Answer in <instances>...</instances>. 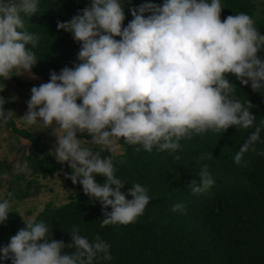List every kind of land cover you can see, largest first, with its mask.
I'll return each instance as SVG.
<instances>
[{
    "label": "clouds",
    "instance_id": "1",
    "mask_svg": "<svg viewBox=\"0 0 264 264\" xmlns=\"http://www.w3.org/2000/svg\"><path fill=\"white\" fill-rule=\"evenodd\" d=\"M126 2L131 4L90 0L71 19L57 21V30L70 33L79 45L78 62L59 73L51 71L48 82L33 86L22 117L5 109L16 98L0 95V122L15 118L36 132L50 130L55 144L46 156L67 165L65 179L81 185L90 201L101 204V228L137 222L151 202L140 183L122 191L126 182L117 176L113 156L101 155L114 151L121 140L137 152L172 154L182 140L234 127L252 130L236 152L235 163L248 152L264 155L256 148L264 119L256 123L253 105L241 101L229 78L264 94V34L253 16L239 12L222 20L221 0H146L129 9L132 19L125 26ZM39 6L40 0H0V93L13 76L39 78L32 69L39 60L34 49L40 36L26 26V18L37 15ZM210 158L202 154L198 159ZM97 175L103 183L97 182ZM195 177L187 184L193 194L214 184L207 164ZM183 208L176 204L172 211ZM10 213L12 203L5 198L0 201V225ZM20 217L24 227L0 247V261L104 264L113 259L110 245L99 234L89 240L73 226L66 244L54 238L46 222Z\"/></svg>",
    "mask_w": 264,
    "mask_h": 264
},
{
    "label": "trees",
    "instance_id": "2",
    "mask_svg": "<svg viewBox=\"0 0 264 264\" xmlns=\"http://www.w3.org/2000/svg\"><path fill=\"white\" fill-rule=\"evenodd\" d=\"M145 2H126L125 26L132 19L129 9ZM150 2L162 4L163 0ZM221 3L224 5L222 20L228 15L245 12L253 16L264 34V20L254 15L253 0H221ZM84 7L79 0H40L37 15L26 18L28 30L40 36L34 49L39 60L32 71L44 83L49 81L51 71L59 73L65 66L72 67L78 62L79 45L70 33L57 30V21L71 19ZM229 78L236 83L241 101L248 100L253 105L250 111L259 124L264 119V94L253 92L250 84L242 86L233 77ZM11 80L18 87H33L18 76ZM0 123L27 142L26 151L22 152L26 170H19L14 181L28 174L37 184V179L70 172L67 165L62 166L53 157L46 156L51 148L39 134L19 127L14 120ZM251 131L232 127L226 133L209 132L203 138L195 136L182 140L181 148L172 154L155 150L148 153L142 149L137 152L133 146L119 141L123 153L114 164L117 176L126 182L122 191L127 192L133 183H140L151 197L143 216L133 224L101 228L102 206L98 201H90L79 184L74 185V193L64 203L48 202L34 218L46 222L53 228L54 238L66 244L71 242L67 232L73 226H78L89 240L99 234L110 245L113 256L104 264H264V155L248 152L240 164L234 162L236 152ZM256 148L264 153V130ZM202 154L211 155V158L199 160ZM101 155L110 153L105 150ZM204 164L208 165L214 184L203 193L193 194L187 184L196 178L195 172ZM95 178L98 183L104 182L99 175ZM30 195L26 189L20 198ZM5 198L10 199L6 196L0 201ZM176 204H183V210L172 211ZM19 215L12 209L8 221L0 225V247L24 227ZM66 251L70 254L73 250ZM0 264L11 262L0 261Z\"/></svg>",
    "mask_w": 264,
    "mask_h": 264
},
{
    "label": "rangeland",
    "instance_id": "3",
    "mask_svg": "<svg viewBox=\"0 0 264 264\" xmlns=\"http://www.w3.org/2000/svg\"><path fill=\"white\" fill-rule=\"evenodd\" d=\"M79 1L85 7L90 4V0ZM253 3L255 6L254 15L264 20V0H253ZM18 77L21 81L30 83L33 86H39V84L44 83L41 78L31 79L27 75H20ZM4 83L6 84L5 99L16 98L13 102L7 103V110H14L17 118L22 117L27 110L26 102L30 99L31 88L27 86L24 88L18 87L11 79ZM12 120L19 127L36 132L35 129L26 127L22 121L15 118ZM36 133L47 141L50 148L53 147L55 138L50 135V130L37 131ZM79 138L90 139L87 136H81ZM26 146V141L11 134L0 123V199L6 196L9 197L8 194L11 193L12 196L9 198L12 203V209L18 211L20 216L34 218L43 210L48 202L53 205L64 203L74 193L75 187L70 180L65 179L64 174H54L46 179H37V184H35L32 177L28 174H24V177L17 182L14 181V177L19 174V170H26V163L22 154L23 151H26ZM93 147L94 150H98L96 146ZM108 152L113 156L114 161H116L123 153V149L117 143L114 145V151ZM29 185L30 188H27ZM26 189L29 190L31 195L24 199L20 198Z\"/></svg>",
    "mask_w": 264,
    "mask_h": 264
}]
</instances>
